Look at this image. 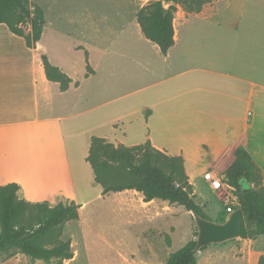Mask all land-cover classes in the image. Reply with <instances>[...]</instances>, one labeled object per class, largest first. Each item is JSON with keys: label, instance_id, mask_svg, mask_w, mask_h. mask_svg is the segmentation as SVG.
Masks as SVG:
<instances>
[{"label": "crops", "instance_id": "1", "mask_svg": "<svg viewBox=\"0 0 264 264\" xmlns=\"http://www.w3.org/2000/svg\"><path fill=\"white\" fill-rule=\"evenodd\" d=\"M168 3L171 4L165 1L164 6ZM181 10L184 15L178 26L174 21L175 42L167 54L146 38L141 29L147 43L143 45L151 44L148 46L159 51L160 73L151 80L139 81L138 89L115 98L126 104L125 113L111 121L107 136L90 134L86 157L93 136L117 141L113 142L115 145L150 141L168 155L182 156L186 172L188 162L198 161L206 153L212 158L210 168L226 175L236 160L237 149L243 148L264 175V166L254 156L264 134V80L258 77L264 74V69L257 67L256 51L251 43L242 46L229 34L230 41L222 44L199 41L196 32L211 25H228L227 12L206 15L202 11ZM193 15L202 18L197 26L192 24ZM43 54L48 56L43 38L30 47L24 36L0 23V185L17 182L19 197L30 202L69 200L82 207L89 201L77 190L67 139L69 132L79 147L80 131L75 125L68 128L65 125V121L82 112L69 109L67 99L79 95L84 80L90 79L97 68L78 81L75 78L80 71L71 67L75 78L66 73L73 80L63 91L58 82L47 78ZM52 64L63 72L66 70L63 64ZM133 95L138 97L136 109L128 105ZM97 108L94 105L89 110ZM78 167L82 172V165ZM35 178L43 179L45 188H36ZM189 181L197 186L190 176ZM123 192H136L145 203L141 192L135 189ZM154 200L161 199L146 203ZM212 254L210 250L208 256ZM261 255L264 250L255 252L251 259L237 260L259 264Z\"/></svg>", "mask_w": 264, "mask_h": 264}, {"label": "rangeland", "instance_id": "2", "mask_svg": "<svg viewBox=\"0 0 264 264\" xmlns=\"http://www.w3.org/2000/svg\"><path fill=\"white\" fill-rule=\"evenodd\" d=\"M30 1L45 12L42 38L50 61L66 66L64 72L73 78L75 74L71 67L79 70L75 78L78 81L89 69L97 68L90 79L84 80L79 95L67 99L70 100L69 109L82 112L75 119L65 121V125L67 128L75 125L80 131L79 147L75 146L69 132L67 139L77 190L89 202L80 206L78 219L61 226V235L57 238L71 240L74 254L65 264H163L171 252L197 238L193 213L183 205L163 200L144 203L136 192L103 195V188L95 181L94 171L86 160L90 134H108L111 121L125 113L126 104L115 98L138 89L139 81L151 80L160 73L159 51L148 46L151 44L143 45L146 41L137 19L139 10L152 0ZM169 5L165 4L166 8ZM180 6L175 13L177 26L184 15L181 8L186 9ZM201 11L206 15L227 12L225 20L230 22L228 25L207 26L196 32L199 41L209 45L222 44L232 38L229 39L228 34L234 35L235 41L242 46L251 43L257 54V67L264 69V0H210ZM191 20L196 26L202 22V18L194 15ZM20 27L25 35L31 34L29 22L20 24ZM258 77L264 80V74ZM94 105L98 108L89 110ZM128 105L133 109L139 107L137 95L130 97ZM262 140L254 156L264 166V134ZM211 162L209 154L204 153L198 161L187 163V172L197 184L190 192L210 219L224 222L229 213L240 206L239 192L228 186L227 176L220 171L218 174L224 184L218 189L208 187L204 176L212 170ZM79 164L83 167L82 172L78 170ZM258 169L261 174L259 186H263L264 175L262 169ZM64 177V184H67L66 172ZM250 187L255 186L245 180L241 182L242 189ZM57 203L49 202L51 206ZM262 237L251 232L244 239L210 244L197 253L198 264H244L237 259H251L255 252L264 250ZM210 250L214 254L208 256ZM0 264L49 263L15 251L10 256L1 255Z\"/></svg>", "mask_w": 264, "mask_h": 264}, {"label": "trees", "instance_id": "3", "mask_svg": "<svg viewBox=\"0 0 264 264\" xmlns=\"http://www.w3.org/2000/svg\"><path fill=\"white\" fill-rule=\"evenodd\" d=\"M165 1L171 2L167 8ZM207 2L210 0H152L139 10L137 19L144 36L167 54L175 42L177 5L190 12H199ZM26 22L31 25V34L28 35L20 27ZM0 23L6 24L13 33L24 36L26 44L32 47L42 38L45 12L41 6H33L30 0H0ZM42 60L47 78L58 82L61 90H67L71 78L53 65L46 54L42 55ZM236 155L226 172L227 183L239 192L248 234L264 235V186H259L261 174L245 149L238 148ZM86 160L94 171L95 181L103 188V195L135 189L142 193L145 202L161 199L209 218L191 195L192 184L180 155H168L150 141L132 146L115 145L103 137L93 136ZM244 180L255 187L242 189ZM19 189L17 182L0 185V256L20 251L49 264H65L74 257L71 240L57 237L61 235V226L65 222L79 218L80 205L75 201L59 202L54 206L48 201L30 202L19 197ZM196 243V239L190 240L171 252L163 264H198L194 250ZM259 264H264V255H261Z\"/></svg>", "mask_w": 264, "mask_h": 264}, {"label": "water", "instance_id": "4", "mask_svg": "<svg viewBox=\"0 0 264 264\" xmlns=\"http://www.w3.org/2000/svg\"><path fill=\"white\" fill-rule=\"evenodd\" d=\"M192 213L198 228L197 243L194 247L197 253L210 244L248 237L247 222L241 206L231 211L224 222H216L198 213Z\"/></svg>", "mask_w": 264, "mask_h": 264}, {"label": "built area", "instance_id": "5", "mask_svg": "<svg viewBox=\"0 0 264 264\" xmlns=\"http://www.w3.org/2000/svg\"><path fill=\"white\" fill-rule=\"evenodd\" d=\"M204 179L212 189H218L224 184V180H222L220 175L214 170H208L205 173Z\"/></svg>", "mask_w": 264, "mask_h": 264}, {"label": "bare ground", "instance_id": "6", "mask_svg": "<svg viewBox=\"0 0 264 264\" xmlns=\"http://www.w3.org/2000/svg\"><path fill=\"white\" fill-rule=\"evenodd\" d=\"M34 180V182H35V184H36V188H38V186H42V187H40V188H45L44 186H45V181H43V179H41V178H35V179H33ZM74 245V244H73ZM75 249V248H74ZM74 253H76V252H74Z\"/></svg>", "mask_w": 264, "mask_h": 264}]
</instances>
